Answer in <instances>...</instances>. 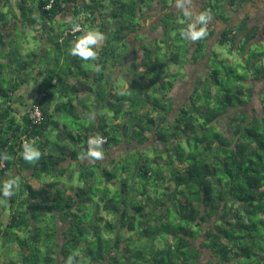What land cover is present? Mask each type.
<instances>
[{
	"label": "trees",
	"instance_id": "16d2710c",
	"mask_svg": "<svg viewBox=\"0 0 264 264\" xmlns=\"http://www.w3.org/2000/svg\"><path fill=\"white\" fill-rule=\"evenodd\" d=\"M108 1L0 0V187L15 181L12 195H0V215H9L6 222L0 217V246L12 242L16 251L0 264H58V258L67 264L70 257L72 264H190L185 259L201 254L194 239L206 238L201 247L224 257L233 251L230 243L245 237L236 228H249L246 218L252 225L263 222L254 218L264 214V91L260 108L252 107V115L247 108L255 82L264 80V23L249 26L251 16L234 23L220 0H208L190 10V23L198 14L210 16L206 35L193 41L185 34L190 23L170 18L183 12L175 0H111L106 9ZM229 1L232 8L247 0ZM154 4L159 7L151 22L146 12ZM219 21L223 27L215 28ZM159 27L161 37L149 39L148 31ZM58 29V40L47 41L45 34ZM88 32L103 39L94 46L95 57L82 60L71 49ZM29 34L41 43L27 61ZM22 35L26 41L15 47ZM116 39L126 53L110 45ZM218 42L230 44L237 61L220 58L213 49ZM163 43L182 56L167 58L148 78L154 67L138 70L143 60L136 52L156 63ZM50 51L59 57L43 59ZM187 63L205 69L188 101L177 104L169 93ZM124 65L132 78L120 94L114 87ZM163 72L168 76L161 79ZM31 82L39 122L28 109L21 111L29 104L14 97ZM223 119L232 123L230 136L219 126ZM55 131L61 144L53 140ZM94 136L104 138L102 156L122 143L126 150L119 158H88L87 141ZM26 143L41 153L38 160H24ZM75 171L80 183L71 178ZM205 224L211 225L206 231ZM159 238L168 240L162 246ZM142 239L151 251L139 246ZM165 252L168 260L156 255Z\"/></svg>",
	"mask_w": 264,
	"mask_h": 264
},
{
	"label": "rangeland",
	"instance_id": "374dc122",
	"mask_svg": "<svg viewBox=\"0 0 264 264\" xmlns=\"http://www.w3.org/2000/svg\"><path fill=\"white\" fill-rule=\"evenodd\" d=\"M221 2V1H220ZM219 2V3H220ZM112 6V3H111V0L110 1H108V3H107V6H106V9H109L110 7ZM158 7H159V5H157V4H154L151 8H149L148 10H147V12H146V14L147 15H150V21L152 22L153 21V19H154V16H156V14L157 13H155L157 10H158ZM238 7V6H237ZM237 7H235V8H237ZM232 8H234V7H232ZM104 9H105V7H104ZM191 10V9H190ZM154 11V12H153ZM175 12V11H174ZM180 12V11H179ZM192 12V11H191ZM193 13V12H192ZM226 13V15H228V12H225ZM173 14V16H170V18L171 19H173V17L175 18V19H178L179 21H184L185 23H187L186 25H188L189 23H190V20H191V18H189V17H185L184 16V14H183V12L182 13H179V15L178 16H176V14L175 13H172ZM230 16V15H229ZM61 17H63V18H66V19H68L67 17H64V16H61ZM60 17V18H61ZM105 19V18H104ZM138 19V17H136L135 18V20H137ZM230 19H231V16H230ZM111 20V19H110ZM254 23H256V24H258L259 26H262L263 25V23H264V17L263 18H261V19H257V20H255L254 21ZM251 25H253V22H249V26H251ZM57 26V28H62V23H58V25H56ZM106 27H107V29L108 28H110L111 27V29H113L114 27L112 26V24H110V21L108 20L107 21V23H106ZM86 28H88L87 30H89V28H92V26H86ZM60 33L62 34V31H60V29H58V33L56 32H53V31H48L45 35H46V38H47V41H50V40H58V38H59V36H60ZM171 33H172V35L171 36H175L176 35V31H171ZM109 34H111V31L109 32ZM161 35H162V28L161 27H159L158 29H156V30H154V31H148V38L149 39H152V38H156V37H161ZM24 35H22V36H16V39L14 40V46L15 47H19L20 46V42L23 40V42H25L26 40H24ZM28 37V42H27V44H25V46H24V48H23V53H24V57H26V60L28 61V60H31L32 58H33V54H34V51H35V49H37L38 48V46L40 45V39H38V38H34L33 37V35L32 34H29V36H27ZM109 37V36H108ZM26 39V38H25ZM111 39V38H110ZM109 40V39H108ZM172 42H173V40H172ZM50 43H51V41H50ZM50 43H46L47 45H46V47H45V45L43 44L40 48H48V44H50ZM179 45V43L178 42H175V44L174 45ZM110 45H115V47H114V50L115 51H119V52H124V53H126V50H125V48H124V46L122 45V44H119V41H118V39H116V40H114V41H112L111 42V44ZM174 45H171L170 46V48L168 49L167 47H168V45H166L165 43H163V45L162 46H164L163 47V49H162V51L163 52H159V54H158V56L159 57H156V58H158V60L156 61V63H153V62H150V61H147V56L144 54L143 56H142V58H141V50L139 51L138 50V52H137V56H138V58L140 59V61L141 60H143V63L140 65V64H137L136 65V67L138 68V70H139V67L141 66H150V65H152L153 67H154V70L153 71H150L149 72V74L147 73V77L148 78H150V77H156L157 75H155V73H160V68H159V66H163V67H165V65H167V62H166V60H167V58L169 59V58H172V56H175V55H178L179 57L180 56H182V52H179L177 49H175V47H174ZM109 46V44H107V46L106 47H108ZM132 46L134 47L135 46V44L133 45V43H132V45L131 46H129V50H132L133 48H132ZM231 45L230 44H228V43H226V44H220L219 42L218 43H215V44H213V49L215 50V52L219 55V57L220 58H222V59H224V60H229V61H237V58H238V53H237V51L236 50H231ZM263 47H264V42H263ZM185 47H183V49H184ZM34 50V51H33ZM166 50H168V57H166ZM132 52V51H131ZM131 52H130V54H129V57L131 56ZM179 52V53H178ZM121 55H122V53H121ZM47 56V57H46ZM123 56V55H122ZM59 57V55L58 54H56V53H53V52H49L48 54H44V57H43V59L44 58H46L47 60L48 59H56V58H58ZM128 57V55L126 56L125 55V58H127ZM120 59V58H119ZM46 60H44L43 61V63L45 62ZM137 68H135V69H137ZM129 65H124L121 69H120V74H121V78L118 80V82L117 83H115V87H114V90L116 91H120L121 93L120 94H122L123 93V91H122V86H124L125 84H127L128 83V80L129 79H131L132 78V72H130L129 70ZM173 69H175L176 70V72H178V71H180V73H181V68H180V66H178V65H174L173 66ZM205 69V65L204 64H200V65H196V64H190V63H187L186 65H185V69H184V73H185V75L183 74V73H181L180 74V76H181V78L180 79H178L177 81H176V83H175V85H174V87L171 89V91H170V93H169V96H171L172 98H173V100L177 103V104H182V103H184V102H187L188 101V99H189V95H190V93L192 92V89H193V85H194V80H195V77H196V75L199 73V72H201V71H203ZM144 75V74H143ZM161 75H162V77H161V79L163 78H165L166 76H168L167 75V72H163V73H161ZM102 82H104V84L106 83V81L108 80V76H104L102 79ZM131 85L132 86H135V84L137 83L136 82V80H134V81H132L131 80ZM255 96H254V98H253V100L251 101V103L249 104V107L247 108V111L252 115V110H251V108L252 107H254L255 109H259L260 108V97H261V94L263 93V91H264V80H262V81H256L255 82ZM35 85H34V83H30L29 84V86H25V85H22V87H21V89H20V91L18 92V93H16L15 94V96L14 97H19L20 98V100H22V99H24L23 101L25 102V103H28V104H30L32 101H27V99H28V97H30V95H32V92H28L29 94L27 95V92H26V89H30L29 87H34ZM35 88V87H34ZM34 88H33V90H34ZM120 88V89H119ZM95 93H96V91H95ZM95 93H93L91 96H90V100L92 101V107H93V105H94V103H95V101H96V94ZM20 100L19 101H17V102H20ZM90 102H89V105H88V102H87V106H85V107H90ZM64 107H66V106H64ZM24 110H26V108H23L22 107V112L24 111ZM77 110L78 111H80L81 113H82V109H81V107L80 106H77ZM81 120H82V123L85 125V126H87V125H89V120H85V119H83V118H81ZM71 123L73 124V126H74V121H72L71 120ZM79 124V120H78V122H77V124H75V126L76 125H78ZM84 125H82V127L84 126ZM219 126H220V128L228 135V136H230L231 135V129H232V123H230L229 122V120L228 119H223L221 122H220V124H219ZM74 129V128H73ZM60 131V130H59ZM52 137H53V140L55 141V142H59L60 144H61V140H60V138L56 135V131L53 133V135H52ZM54 147V145H51V149ZM125 150H126V145L124 144V143H122V144H120V146H117L116 148H115V150L113 151V154L112 155H109V156H102V158L103 159H109V158H111V157H116V158H119L120 156V154H122V153H124L125 152ZM73 172H74V170H73ZM71 178H73L74 180H75V183H80L79 181H78V172L77 171H75V173L73 174V177H71ZM70 180H72V179H70ZM0 217L3 219V221H7L8 219H9V215L5 212L4 214H1L0 215ZM248 220V219H247ZM64 225H65V223H63L62 221L60 222V224H59V228L61 229V228H63L64 227ZM247 234H249L251 231L249 230V229H246V231H245ZM241 234H243V233H241ZM166 240H168V239H162V238H159V239H157L156 240V244H159V245H164L165 243H166ZM145 241V239H142L141 240V242H139V246H143V250L144 251H151V249L150 248H145L144 247V243H146V242H144ZM4 243V244H3ZM2 244H1V248H0V253H2V254H0V259H6V256L7 255H11V254H15V250L13 249V245L11 244L12 242H8L7 243V241H5V242H3ZM9 250V251H8ZM159 258H163V259H166V260H168L169 259V257H170V254H168V252H165V253H163V254H156ZM2 261H4V260H2ZM175 261V263L176 264H178V260H174ZM58 264H65L62 260H61V258H58Z\"/></svg>",
	"mask_w": 264,
	"mask_h": 264
},
{
	"label": "crops",
	"instance_id": "0c3cea01",
	"mask_svg": "<svg viewBox=\"0 0 264 264\" xmlns=\"http://www.w3.org/2000/svg\"><path fill=\"white\" fill-rule=\"evenodd\" d=\"M220 1V3L224 5L226 12H228V15L231 16V21L234 23H237L246 16H251L249 22H253L254 25L256 24L254 23L255 20L264 17V0H247L243 3L235 2V4H233L235 5L233 6L234 8L230 7L231 4L229 0ZM179 2L184 3L185 7L189 10L193 9L194 11H198L208 2V0H179ZM177 3L178 0H175L174 6H177ZM61 16H63V14ZM214 27L222 28L223 25L221 22H217ZM133 57L134 54L131 52V56L126 58V62L128 63L131 61ZM25 86H29V84H26ZM29 88L30 89H26L27 95L29 94L28 92H32V95L28 97L27 101H33L36 91L34 87V90L32 87ZM259 219H263V222L261 221L258 222L257 225H252L253 223L249 222L248 219L247 223L249 228H236L237 232L240 234L243 233L245 237L237 240L239 243L238 245L234 244V242L230 243V246L233 248V251L230 254L223 257L219 253L213 252V249L210 247H201V244L206 241V238L201 237L194 239L198 247L201 249V254L196 260L194 259L195 261L191 259H185V261L189 262L190 264H264V214L260 213L254 218L256 221ZM209 227H211V225L205 224L204 231H206V229ZM246 229H249L251 232L247 234L245 232ZM179 261L182 262L183 259Z\"/></svg>",
	"mask_w": 264,
	"mask_h": 264
},
{
	"label": "clouds",
	"instance_id": "9594fccd",
	"mask_svg": "<svg viewBox=\"0 0 264 264\" xmlns=\"http://www.w3.org/2000/svg\"><path fill=\"white\" fill-rule=\"evenodd\" d=\"M177 7L183 9V14L185 17L191 18L193 13L185 7L184 3H177ZM210 20V16L207 14H198L195 16V19L188 25L187 32L185 33L191 40L195 41L203 38L206 33L204 27L208 24ZM73 32L79 31V26L76 25L72 28ZM103 36L100 33L96 32H88L82 35L78 41L74 44L71 49V54L73 56H78L82 60H88L90 58H94L96 53L94 50V46L98 43V41L102 40ZM32 103V102H31ZM31 103L28 105L26 110L29 108ZM104 143V138L102 136H94L90 137L87 141V151L85 155L91 159H99L102 158V145ZM23 158L28 162H32L33 160H38L41 156V153L35 149L30 144L23 145ZM15 181L9 180L3 183L2 187H0V195L4 197H8L12 195L14 189ZM67 264H72L71 257L68 259Z\"/></svg>",
	"mask_w": 264,
	"mask_h": 264
},
{
	"label": "built area",
	"instance_id": "2783aa9c",
	"mask_svg": "<svg viewBox=\"0 0 264 264\" xmlns=\"http://www.w3.org/2000/svg\"><path fill=\"white\" fill-rule=\"evenodd\" d=\"M52 2V1H51ZM51 3H49L47 6L49 7ZM29 115L31 119H33L34 122H39L42 118V111L38 104H32L28 108ZM26 141H24L25 143Z\"/></svg>",
	"mask_w": 264,
	"mask_h": 264
}]
</instances>
